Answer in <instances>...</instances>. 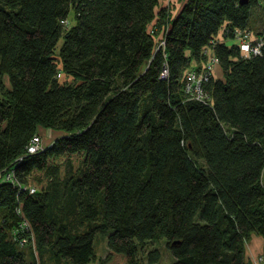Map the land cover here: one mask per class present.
Masks as SVG:
<instances>
[{"label":"trees","instance_id":"trees-1","mask_svg":"<svg viewBox=\"0 0 264 264\" xmlns=\"http://www.w3.org/2000/svg\"><path fill=\"white\" fill-rule=\"evenodd\" d=\"M164 1L0 0V264H90L106 232L100 264H157L161 241L174 264H252L264 50L228 40L264 0H186L176 18ZM209 49L224 79L206 105L184 82ZM41 130L60 136L29 154Z\"/></svg>","mask_w":264,"mask_h":264},{"label":"built area","instance_id":"built-area-1","mask_svg":"<svg viewBox=\"0 0 264 264\" xmlns=\"http://www.w3.org/2000/svg\"><path fill=\"white\" fill-rule=\"evenodd\" d=\"M64 26H69V20H63ZM233 40L230 41V45H236L240 49L241 56L244 59H250L259 55H262L264 50V28L261 31V35L258 37L253 36V33L249 29L235 28L233 30ZM211 49H209L208 55ZM220 65V59L217 55H209L208 60L204 64L201 70L193 69L189 70L185 76L184 92L188 100L197 101L206 105H210L212 100L210 93L207 89L208 84L214 77V71L217 66ZM168 72L164 71L163 77H167ZM45 148L43 141L39 135L35 136L28 146V151L32 154H36ZM3 180H12V175H6ZM35 190L32 189L31 193ZM29 244V239L24 237L21 245Z\"/></svg>","mask_w":264,"mask_h":264},{"label":"rangeland","instance_id":"rangeland-1","mask_svg":"<svg viewBox=\"0 0 264 264\" xmlns=\"http://www.w3.org/2000/svg\"><path fill=\"white\" fill-rule=\"evenodd\" d=\"M185 2H186V0H176V2H174L172 4L173 9H175V11L177 12V13L173 14V16H172L173 18H176L178 16V14L180 13ZM167 3L171 4V1H168ZM168 8H170V7H168ZM263 18L264 17L262 15V11L259 9H255V12L253 13L252 26L249 29L253 33V36L258 37L259 35H261V31L264 28ZM72 21L74 22L73 15H71V18L69 17V22L72 23ZM220 36H223V35H220ZM231 40H233V38H231ZM60 45H62V41H61ZM209 55H213L212 52H210ZM217 67H219V71L221 74L220 76L223 77L224 72H223L221 65H219ZM39 136L41 137L43 144L45 146H48L57 137L60 136V133L54 132L52 130H41V134ZM29 154H32V153L29 152ZM6 175H10V172H8ZM109 234H110V232H106L105 234H103V233L97 234V236L95 238V250L97 252V260L91 262L90 264H100L101 260L106 258L107 253H108V236H109ZM249 242H247V244ZM154 248L159 249L161 252V259L157 264H174L175 263L176 259L174 258L171 251L166 247L164 241L156 242L154 244L149 245V249H154ZM263 261H264V255L259 257L258 262L261 263Z\"/></svg>","mask_w":264,"mask_h":264},{"label":"crops","instance_id":"crops-1","mask_svg":"<svg viewBox=\"0 0 264 264\" xmlns=\"http://www.w3.org/2000/svg\"><path fill=\"white\" fill-rule=\"evenodd\" d=\"M171 1V4H168L167 2ZM176 2V0H165L162 5L170 7L171 15L177 13L175 9H173V3ZM219 67L216 68L214 71V78L216 79H224V76H220ZM246 255L247 259L252 262V264H264V261L259 263V257L264 255V239L260 236L253 235L250 242L246 245Z\"/></svg>","mask_w":264,"mask_h":264},{"label":"water","instance_id":"water-1","mask_svg":"<svg viewBox=\"0 0 264 264\" xmlns=\"http://www.w3.org/2000/svg\"><path fill=\"white\" fill-rule=\"evenodd\" d=\"M246 2H247V1H242L241 3H242V4H245Z\"/></svg>","mask_w":264,"mask_h":264}]
</instances>
